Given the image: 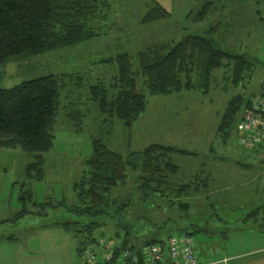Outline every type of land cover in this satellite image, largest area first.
<instances>
[{
    "label": "rangeland",
    "instance_id": "obj_1",
    "mask_svg": "<svg viewBox=\"0 0 264 264\" xmlns=\"http://www.w3.org/2000/svg\"><path fill=\"white\" fill-rule=\"evenodd\" d=\"M158 1L169 14L154 22L141 23L139 18L148 0H111L110 27L102 34L0 63V86L62 70L79 71L89 81L107 83L116 65L100 61L101 57L121 50L135 52L154 42L175 41L183 34L202 32L211 25H216L212 36L222 48L246 52L255 58L249 78L247 75L235 85L231 81L232 68L224 59V65L214 69L207 89L203 85L149 95L145 109L129 128L114 116L103 120L92 100L85 101L83 96L79 107L86 108V117L82 127L76 129L74 119L66 115L69 108L75 106H61L56 115L52 145L44 152L43 163L36 165L38 169L26 172L28 163L35 159H30L32 156L19 148H7L0 153V264H82L76 244L84 232L67 227L63 223L66 220H95L99 222L94 229L96 233L117 241L125 235L118 222L127 224L133 228L127 238L137 245L149 237L164 238L176 233L177 226L193 222L207 228L192 233L201 251L200 260L205 264H225L223 258L229 254V249L250 246L252 239L244 245L240 239L261 235L252 220L243 219L250 209L264 202V186L260 185L264 173L258 178L253 176L260 163L246 153L255 151L245 149L247 147L238 142L241 110L226 140L219 136L216 128L233 94L251 96L259 92L264 75V0H210L211 5L203 17H198V10L208 0ZM93 136H99L123 153L142 148L151 141L188 149L189 153L175 154L173 160L186 175L201 168L212 174L215 183L210 187V196L206 199L192 195L188 198L190 208L186 216L177 215V209L168 210L163 200L156 198L152 203L140 200L137 174L130 171L125 184L113 188L110 194V211L114 205L124 206L123 211L91 216L76 212L71 209L78 203L74 184L86 168ZM235 159L255 162L247 168L237 164ZM39 168L44 173L41 178L36 177ZM216 187L223 189L216 193ZM226 188L228 198V193L233 194L230 203H235L234 206L217 207L216 203H211L223 200L222 191ZM23 208L28 211L14 217ZM167 215H174L175 219L155 227Z\"/></svg>",
    "mask_w": 264,
    "mask_h": 264
},
{
    "label": "trees",
    "instance_id": "obj_2",
    "mask_svg": "<svg viewBox=\"0 0 264 264\" xmlns=\"http://www.w3.org/2000/svg\"><path fill=\"white\" fill-rule=\"evenodd\" d=\"M210 5V0L205 1L198 10V17H203ZM110 8L111 0H0V63L13 57H28L99 36L110 27ZM145 8L139 18L141 23L154 22L169 14L158 0H148ZM215 27L211 25L202 32L183 34L175 41L150 43L135 52L121 50L101 57L100 61L116 65L107 83L102 80L89 81L79 71L62 70L26 78L10 86H0V153L7 148H19L32 156L30 159H35L28 163L26 172L38 169L36 165L43 163L44 152L52 145L56 115L61 106L74 105L66 112L67 118L74 119L76 129L82 127L87 111L85 107H79L83 96L85 101L92 100L103 120L114 116L129 128L145 109L149 95L203 85L207 89L214 69L223 66L224 59L232 68L231 81L235 85L245 76L249 78L255 58L246 52L222 48L212 36ZM249 99L250 96L237 92L227 100L216 128L223 140L229 137L239 111ZM91 141L92 152L86 159V168L74 184L78 203L71 209L78 213L88 216L109 213L110 194L113 188L125 184L130 171L137 174L140 200L149 203L156 201V198L163 200L168 210L177 209V215L182 213L181 216H186L190 208L188 198L192 195L206 199L210 196V187L215 183L212 174L201 168L186 175L173 160L175 154L190 152L184 147L151 141L142 148L123 153L110 147L99 136H93ZM250 148L255 152L246 154L256 157L254 159L260 163L253 174L258 178L264 173V151L260 145L245 149ZM235 160L247 168L255 162L250 159ZM43 174V169L39 168L36 177L41 178ZM222 189L216 187L214 192ZM226 190L222 191L226 195L223 200L211 203L219 207L225 206L227 200V204L233 201V194L228 193V198ZM28 193L30 195L31 191L28 190ZM219 196L221 198V194ZM114 207L110 211L113 214L123 211L124 206ZM27 211L23 208L14 217ZM169 219L174 220L175 216L167 215L155 227H161ZM243 219L252 220L260 230H264V202L250 209ZM63 223L78 232H84L76 244L80 255L83 244L93 238L92 233L99 222L66 220ZM118 223L125 234L121 243L137 245L127 238L133 228ZM176 229L177 234L186 232L192 235L194 231H205L207 228L190 222ZM157 239L161 237H149L142 243Z\"/></svg>",
    "mask_w": 264,
    "mask_h": 264
},
{
    "label": "built area",
    "instance_id": "obj_3",
    "mask_svg": "<svg viewBox=\"0 0 264 264\" xmlns=\"http://www.w3.org/2000/svg\"><path fill=\"white\" fill-rule=\"evenodd\" d=\"M237 139L246 147L260 145L264 151V75L258 94H252L241 110ZM92 237L81 249L82 264H205L200 260L196 241L186 232L141 245L121 243L96 231Z\"/></svg>",
    "mask_w": 264,
    "mask_h": 264
},
{
    "label": "crops",
    "instance_id": "obj_4",
    "mask_svg": "<svg viewBox=\"0 0 264 264\" xmlns=\"http://www.w3.org/2000/svg\"><path fill=\"white\" fill-rule=\"evenodd\" d=\"M260 185L264 186V179L261 180ZM224 196L226 195L224 194ZM234 204H230V206H234ZM254 225L257 231L262 232L261 235H253V237L249 239L247 238L240 239V242L243 245L246 242H250L252 239L250 246H244V248L239 247L236 249L235 248L229 249V254H227L223 258L225 264H264V230H260L257 224L254 223ZM200 253L201 251L199 250V257H200Z\"/></svg>",
    "mask_w": 264,
    "mask_h": 264
}]
</instances>
